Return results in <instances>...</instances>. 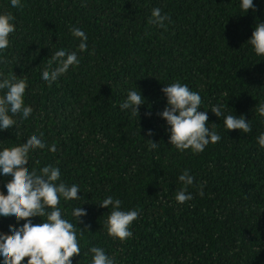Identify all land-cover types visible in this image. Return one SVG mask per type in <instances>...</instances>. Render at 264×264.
Listing matches in <instances>:
<instances>
[{
	"label": "trees",
	"instance_id": "obj_1",
	"mask_svg": "<svg viewBox=\"0 0 264 264\" xmlns=\"http://www.w3.org/2000/svg\"><path fill=\"white\" fill-rule=\"evenodd\" d=\"M238 4L22 0V7L12 8L0 0V12L12 14L15 24L0 69L26 78L25 103L32 108L27 120L17 118V126L0 131V146L43 133L46 147L29 156L25 169L50 164L67 184L79 185L83 199L61 200L60 206L73 223V207L82 204L86 211L76 224L78 233L84 230L78 236L82 254L95 245L118 264H264V148L256 142L264 124L255 111L264 101V58L247 44L255 24L264 22V0H253L246 13ZM153 8L169 17L163 27L148 23ZM71 27L85 32V52L79 53ZM60 48L77 51L80 63L46 86L40 71ZM174 80L200 92L199 111L223 103L224 112L243 115L251 131L227 132L223 117L209 111L206 123L217 125L221 140L197 155L178 152L158 116L166 105L161 88ZM135 87L145 99L138 117L119 109ZM148 129L152 136L145 135ZM146 140L157 147L149 150ZM52 143L55 152L47 149ZM185 169L194 178L187 187L193 199L177 204V177ZM5 182L0 178V191ZM108 195L120 199L123 210L138 212L124 242L106 234L108 209L98 204ZM16 226L2 219L0 234ZM81 264H90V256Z\"/></svg>",
	"mask_w": 264,
	"mask_h": 264
},
{
	"label": "clouds",
	"instance_id": "obj_2",
	"mask_svg": "<svg viewBox=\"0 0 264 264\" xmlns=\"http://www.w3.org/2000/svg\"><path fill=\"white\" fill-rule=\"evenodd\" d=\"M9 5L12 8L22 7V0H9ZM238 8L240 12L246 13L254 8L253 0H239ZM168 19L167 14H161L160 8H153L148 23L163 27ZM14 31L13 15L0 12V52L9 47V37ZM69 31L74 39L79 40V53L85 52L88 47L85 32L79 27H71ZM247 44L257 57L264 58V22L255 24ZM79 63L77 51L60 48L51 54L40 71V82L51 86L66 74L70 67L74 70ZM27 87L25 77H18L11 72L5 74L0 69V131L17 126V118L23 122L30 117L32 108L25 103ZM161 92L166 99V105L158 116L165 121L168 144L178 152L197 155L208 145L221 140V134L215 131L217 125L206 123L209 111L218 120L223 117V126L227 132L238 130L247 134L251 131L249 121H246L243 115H234L233 111L226 114L223 103L212 104L208 111H199L198 109H203L200 92L191 90L186 84L174 80L164 85ZM143 104L145 99L140 91L136 87L130 88L119 103V109L122 112L127 110L131 115L138 117V107ZM255 111L264 124V101L256 104ZM145 135L152 136V130L148 129ZM23 141V144L17 143L11 147L0 146V178L6 180L3 184L4 190L0 191V220L11 219L17 225L0 234V264H21L22 261L24 264H72L71 258L82 254L78 236H81L84 230L80 229L78 233L76 224L82 222L79 218L85 216L86 211L81 207L82 204L73 207V223L65 218L60 202L82 200L83 198L77 195L82 191L76 183L69 185L61 179V171L56 166L49 164L26 170L25 164L29 156L34 151L45 149L46 142L43 133L33 134ZM146 141L149 150L157 147V143ZM256 142L260 148H264V131L256 137ZM47 149L49 152H55V143L47 145ZM177 180L181 182L182 187L175 191L176 203L191 201L193 196L187 191V187L193 185L194 178L185 169ZM198 194L203 195L202 185ZM121 203L120 199L108 195L98 206L108 209L107 219L104 221L106 234L124 242L133 235L130 226L137 219L138 212L135 209L123 210ZM33 217H38L41 222L33 223ZM83 256H90V264H118L114 256L95 245L90 246ZM82 257L76 264H81Z\"/></svg>",
	"mask_w": 264,
	"mask_h": 264
}]
</instances>
